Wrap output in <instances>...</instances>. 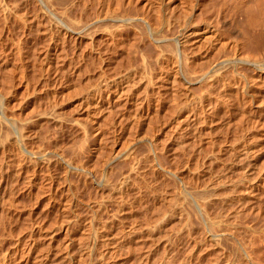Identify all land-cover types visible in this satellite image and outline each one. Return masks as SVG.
<instances>
[{
	"label": "bare ground",
	"instance_id": "obj_1",
	"mask_svg": "<svg viewBox=\"0 0 264 264\" xmlns=\"http://www.w3.org/2000/svg\"><path fill=\"white\" fill-rule=\"evenodd\" d=\"M32 3H35L38 8L34 13L27 10L28 6ZM1 17L5 22L14 20L27 29H35L40 33L48 35L52 53L56 57L61 52V45H64L65 41H70L74 49H77L78 45L84 42L89 47L87 51L88 54L95 53V55L99 57L101 65L103 66L101 71L104 73L109 63L108 60L106 61L105 57L99 56L101 55V49H99V47H103L105 53L112 54L114 57L121 56L126 62L127 71L116 77L103 79L102 84L98 85L99 87L97 86L92 93H88L89 97L86 98V102L92 99V104H94V106L90 104L96 108V110L97 108L99 110L102 106L105 107L110 105L116 107V105H112L114 102L124 107L134 102L138 103V108L136 107L137 109L135 108L134 113H131L133 115L132 118H149L150 114L152 117H154V114L156 118H158V120L155 118L158 122L161 118V116H159L160 111L161 109L163 110L162 103L169 102L170 108L165 106L169 109V114L166 113L170 116V119L167 115L165 116L169 121L173 120L174 123L172 122L171 124L175 126V129H172V131H174L170 141L169 137L172 131L169 129L166 131L165 129V132L167 133L170 131L167 133L170 136H168L166 140L169 141L167 146L172 149L173 153L176 152L174 146L180 147L181 152L189 147L188 149H192V151L196 149L198 152L202 153L205 152L206 148L209 149V145L216 147V150L209 151V149V153L207 152L208 154L205 152L204 157V159L206 156L210 159L212 158V163L215 162L216 168H214V170H217V175L214 174L216 176L215 180L206 182V179H204L201 174L202 177H200V175L199 177L202 178V180L204 179V182L202 181L203 184L201 183L202 185L199 186L197 191L194 190V185L192 186L193 190H188L189 188L187 189L185 186L174 190V187L176 189L177 186L173 187L171 185L173 191L170 196L166 194L168 192L165 193L162 191L165 197L168 196L164 201H166L165 209H169V211L166 212L162 206L158 207L159 204L157 206L154 203V206L160 208L159 210L157 209V214L162 215L155 219L152 224L149 223V225L144 228V231H150L153 235V232L160 229L162 224L165 226V222L174 217V219L180 220L179 222L183 223L181 224L184 228L181 229V231L177 229L180 232H177L176 235L181 233L182 230H185L186 227L187 234L184 235V233H182V236H187V240H185L192 244L191 247L193 246V252L195 251V253L199 251L198 249L202 247V245L221 250L222 247L225 246L224 243H227V245L229 244V247L231 246L230 248H232V254H230L232 255V260H235L237 263L235 261L232 262L236 264H240V260L243 262L242 264H260L261 262L259 263V261L256 262L255 260H264V0H0V18ZM95 47H97L99 51H96ZM147 69L152 70L149 76H147ZM6 73L7 72H5V74ZM6 82L4 84H6ZM8 83L10 84V80ZM76 84L78 85V83ZM77 85L74 86L77 88ZM146 87H150L153 91L150 90V93L146 92L143 99H140L136 91L141 88L145 90ZM76 88H70L72 91H68L67 88V91L63 93H79L80 89L77 88V90ZM1 92L2 91H0V93ZM70 93L69 96L71 95ZM78 93L77 95L75 94L74 97L78 96ZM77 104L79 105V102ZM1 105L0 103V123H4V121L7 123L8 121L6 122V120L9 119L5 118L4 114H2L3 109ZM107 109L108 107L106 111L110 113ZM163 114L161 115L164 116ZM57 117L58 116L55 118ZM161 119L164 118L162 117ZM58 120L59 118L56 121ZM133 120L132 123L136 121L133 122ZM165 120L167 119L165 118ZM9 121L10 123L12 122L11 120ZM47 121L51 120L48 119ZM61 121L63 122V119ZM159 122L161 123V121ZM12 124L14 125V123ZM18 124V122L17 124L15 123V125ZM162 125L165 126L166 124L164 125L163 123ZM167 125L169 126L168 123ZM171 126L169 127L171 128ZM3 127L0 128V132L3 131ZM8 127L6 126L7 129ZM16 127L17 126H15V128ZM6 131L4 128L3 132L6 133V137H9L11 134L10 132H13L10 129ZM20 131L23 132L20 128L16 138H18L17 140H21L22 138L23 141L25 135L23 136L24 133L22 134ZM214 131L216 132V135H214L217 137L212 140L211 135ZM7 133L10 134L8 135ZM137 134L138 132L135 133L133 137ZM187 136L189 137L186 139ZM1 137L0 140H3V137L2 139ZM162 140L160 138V141ZM154 141V144L150 142L151 145L147 143V146L149 147L150 145L152 147L155 156V151L158 149L156 145L161 142L156 144V138H154ZM2 142L0 141V143ZM9 142L10 141H8V143ZM23 142L20 143L23 144ZM8 145L10 148L15 144L13 145L12 143V146L11 144ZM3 146L4 145H2V147ZM6 147L8 148V146ZM14 147H12L13 150H17L18 147L20 148V146H16L17 148ZM26 148L24 146L23 150L27 156L23 158H26L33 168L44 167L47 169L54 164L55 166L58 165L57 167L62 166L68 168L70 171L72 168L78 169L74 166L75 162H73L70 157L66 159L63 158L65 156L62 157L56 152L47 155L40 150L33 152L27 148L29 150L27 151ZM182 148L184 149L182 150ZM79 149L80 148H78V150ZM76 151H73V153L75 152V154H77ZM108 153H110V151ZM160 153H162V151H160ZM167 153L169 154L168 151ZM115 154H117L116 151H114L112 155L105 154L106 156H103L104 168L110 166L114 161L117 163V160L118 162H123L121 159L123 156L121 155L122 157L120 156V158L117 156L119 154ZM124 154L125 153H123V155ZM171 155H167V157L170 159ZM172 156L175 157L176 153ZM73 157L74 156H72V159H75V157ZM127 157H129V155ZM157 157L159 156L157 155ZM160 158V160L163 159V157ZM176 158L177 157H175V159ZM204 159L201 164V161L199 162L201 166L204 163ZM130 160L132 161V159ZM158 160L159 158H157V161ZM123 163L125 164V162ZM157 163L154 164L155 166H153L152 163V166L161 171V165ZM195 164L196 162L194 165ZM199 164L194 166V169H197L200 166ZM119 165L116 167L117 170L123 167L122 165L119 168ZM206 165H208V163ZM209 165L211 168L214 166L211 165V163H209ZM30 166H28V168ZM83 167L81 165V168ZM184 167H186V165ZM200 168H208V166H202ZM211 168L208 170L210 171ZM164 169L162 171H164ZM166 169L165 174L167 176L174 180L179 179L174 172L167 167ZM21 170L23 169H20V171ZM133 170L134 169H131L132 172ZM75 171L76 170H74V172ZM79 171L81 170L79 169ZM82 171L80 173H83ZM104 171L106 172V169ZM72 172L73 171H71V173ZM128 172L129 170L127 173ZM132 172L125 174L126 176L123 175V180H119L120 186L118 190L120 194H123V191L129 183L134 181L133 179L135 177ZM34 173H36V171ZM96 174L87 170L84 175L87 176V179L96 180V176L99 177V175ZM136 174L138 173H135V175ZM205 174H207V172ZM207 175H205V177ZM211 175L212 174H210V176ZM107 177L109 178V173L108 176L104 174V178L108 179ZM132 177L134 178L132 179ZM33 178L32 176L28 179L30 181ZM53 180V176H49L48 183L52 185ZM107 181H104L105 184L108 183ZM173 181L167 180V182H171V184L176 183L178 180L176 182ZM156 182L158 181H155V183ZM92 183H94V181ZM86 184H88L87 181ZM83 185L86 187L85 184ZM167 186L168 183L166 187ZM104 188L107 187L104 185L102 190ZM162 194H160L159 199L164 197H161ZM152 195L154 196L152 198H155V195ZM103 207H105V201L100 202L96 208L97 210H101ZM181 218L183 219L182 221ZM195 229L200 230V232L197 231V233H200V237H194V233H196ZM139 230L136 232L138 235L140 233ZM91 232L93 233V231ZM129 232H131V230ZM133 235L131 234V236ZM152 235L150 234L151 240L156 237V235ZM135 237L136 236H134V238ZM126 239L128 240L129 238ZM123 244L122 241V246ZM207 246L205 247L207 248ZM225 248L223 247V249ZM220 250L216 251L220 252ZM210 252H212V250H210ZM68 253L70 254V252ZM214 253L216 254L215 251ZM188 255L189 254L186 256ZM146 256L148 257V255ZM146 256L144 260L139 259L140 261L138 260V263L151 264ZM193 257L196 258V256ZM171 258L172 257H170V259ZM191 258L184 261L180 260V262L178 261L177 263L172 261V259L164 261L165 263H161L160 260L159 263L190 264V261H192ZM209 261L211 262L212 259ZM213 261L215 262L214 259ZM55 262H57V260ZM48 263V260H43L40 264ZM67 264H69V262ZM95 264L112 263L99 259Z\"/></svg>",
	"mask_w": 264,
	"mask_h": 264
},
{
	"label": "rangeland",
	"instance_id": "obj_2",
	"mask_svg": "<svg viewBox=\"0 0 264 264\" xmlns=\"http://www.w3.org/2000/svg\"><path fill=\"white\" fill-rule=\"evenodd\" d=\"M27 10L34 13L38 8L35 3H32L28 6ZM0 43V91L3 92V94L2 92L0 93V103L2 104L1 108L3 109L2 114H4L5 118L12 121L10 123L9 120H6V122L8 121V124L5 123V121V124L1 122L2 124L0 123V125L2 126H0V128H2L4 124L3 131L4 128L5 131H8L9 129L13 131H9L11 134L7 133L8 135L10 134L9 137H6L7 135L2 129V132H0V137L1 135L3 137V140H0L1 142L3 141L0 143V264H25L26 262V264H40L43 260H48V264H50V262L51 264H67L68 262L69 264H95L99 259L106 260L112 264H141L138 262L144 260L146 255H148L146 258L147 260H150L151 264H158L160 260L161 263H165L164 261L171 259L177 263L178 261L180 262V260H189L191 257L192 261H190V264H192L194 260L195 264L237 263L235 260H232V255H230L232 254V248H230L231 246L229 247V244L227 245V243H224L226 248L223 246L225 249H223V247L222 249L225 251L221 249L222 252L220 249H215L207 245H202V247L198 249L200 252L196 251V253L199 252L198 254H196L195 251L193 252L194 249L193 246L191 247L192 244L186 241L187 236H182V233H184V235L187 234L186 227L185 230H182L181 233L176 235L177 232H180L181 229L184 228L182 225L183 223L179 222L180 220L174 219V217L170 219L171 221L168 219L169 221L165 222V226L162 224V227L157 229V232L154 231L153 235L150 231H144V228L149 225V223L152 224L155 219L162 215L157 214V211L160 209L157 208L158 204V207L162 206L166 212L169 211V209H165L166 201L164 200H166L168 196L166 195L167 197H165L164 192H168L166 194L170 196L173 191L172 186H177L176 189L174 187V190L185 186V188H189L188 190H193L194 188V190L197 191L199 186L203 184L204 179H206V182L215 180L216 176L214 174L217 175V170H214V168H216L215 162L212 163V158L210 159L206 156L204 159V157L205 152L209 153L211 150H216V147L209 145L208 148L210 150L206 148L207 151L205 150L203 154L196 149L192 151V149H188L189 147L185 148L186 150L182 148V150H184L181 152L180 147L178 148L177 146H174L176 149V152L174 151L176 153L175 157H177L175 159V157L172 156L175 155V153H173L172 149L167 146L172 139L174 131H172V129H175L174 124H171L172 122L174 123V121L168 120V118L170 119V116L168 115L169 109L166 108V106L170 108L169 102L162 103L163 110L161 109V111L163 112L160 111L159 116L164 119H161L158 116L160 118L159 121H161L162 124L164 123V125L166 124V128L159 121L160 124L157 122L158 118H156L154 114V117L150 114V117L148 116L149 118H132L135 108H138V103L132 102L124 107L114 102L112 105H116V107L109 105V108V106H105L106 108L108 107L107 110L110 112L108 113L104 106L99 108V110L98 108L96 110V108L93 107L94 104H92V99H89L86 102V98L89 97V94L92 93L98 85L102 84L103 79L113 78L127 71L128 68L126 62L121 56L114 57L112 54L105 53L103 47H99V49H101V55L99 56L105 57L106 61L108 60L109 63V66L105 69L106 71L104 73L101 71L103 66L101 65L99 57H97L95 53L88 54L87 51L89 47L84 42L79 44L77 49H74L70 41H65V44L61 45V52L56 57L52 53L48 35L40 33L35 29H27L14 20L5 22L2 17L0 18ZM95 48L96 51H99L97 47ZM5 72L7 73L5 74ZM151 72L152 70L147 69V76H149ZM8 79L10 80V84L8 83ZM5 82L6 84H4ZM75 82L78 83V85ZM74 85H77V88L80 89L79 93L76 91L79 95L82 93L80 97L78 95L75 96V98L74 95H77V93L73 94L72 92H69L71 94L70 96L67 92L68 96L67 94H64L65 91H67V88L68 91L74 87L76 88ZM150 90L153 91L150 87H146L145 90L141 88L138 91H134L138 93L140 99H143L146 92H151ZM3 97L5 101L3 100ZM78 102L79 105L77 104ZM164 112H167L168 114H165ZM161 114L164 116L167 115L168 118ZM54 116L58 117L55 118ZM58 118L59 120L56 121ZM61 118L63 119V122L61 121ZM165 118L169 122L165 120ZM48 119L51 121H47ZM132 120L133 122L136 121L132 123ZM166 121L169 126H173L170 128ZM17 122L19 124L15 125ZM12 123H14V125ZM5 125L7 127L9 125L8 129ZM15 126H17L16 128L19 130L20 128L23 130V132H20L22 134L24 133L23 136L25 135L23 138L24 142L22 141V138L21 140H17L18 138H16V135L19 130L16 129ZM165 129L166 131L167 129L172 131L171 133L168 130L171 136L167 134L169 132H165ZM137 132L138 134L133 137ZM214 134L216 135L215 131L212 132V140L217 137ZM158 136L163 140L160 141ZM168 136H170V139L168 138L169 141L166 140ZM188 137L189 136H187L186 139ZM154 138L157 139L156 144L161 142L156 145L158 146V149L155 151V156L152 147L150 146V142L154 144ZM8 141L10 142L8 143ZM20 142H23L24 145ZM12 143L13 145L20 144L16 145L17 147L20 146V148H17L14 145L17 150H13L12 147L14 146H12ZM147 143L150 144L149 147L147 146ZM8 144H11L12 147L10 148L12 150L9 148ZM2 145L4 146L2 147ZM6 146H8V148ZM22 146H25V148L27 147L33 152L40 150L47 155L56 152L62 157L65 156L63 158L69 159L70 157V159L75 162L74 166L78 169L72 168L71 171L73 172L71 173L70 169L62 166L57 167L58 165L55 166L54 164L51 165L52 168L48 167L47 169L44 167L33 168L30 166L28 160L23 158L24 156L26 157L27 154ZM78 148L81 150H78ZM161 148H165L164 152ZM28 149L27 151H29ZM73 151H76L77 154H75V152L73 153ZM109 151L110 153H108ZM114 151L119 154L115 155L119 157L121 155L123 156L120 158L127 166L122 161L118 162L117 160V163L114 161V164L112 163L113 165L111 164L107 168L103 167V158L107 154H114ZM160 151H162V153H160ZM127 152L131 153L129 154ZM123 153L125 154L123 155ZM128 155L129 157H127ZM157 155L159 157H157ZM167 155H171L170 159L172 160H170ZM72 156H74L75 159H72ZM160 157H163V159L160 160ZM157 158H159V162L157 161ZM130 159H132V161ZM203 159L204 165L202 164V166H208V168H200L202 167L200 164ZM186 160L189 162L187 163ZM194 161L196 162L195 165ZM152 163L153 166H155L154 164L156 163L160 164L162 170L165 168L164 171L155 169L156 167H153ZM207 163L208 165H206ZM209 163L215 167L212 166V169ZM80 164L85 168H81ZM117 164L119 165V168L122 165L123 167L120 169L118 168L119 170H117ZM184 164L186 167H184ZM197 164L200 165L198 167L199 170L198 168L194 169V166ZM28 166L30 167L28 168ZM130 167L136 172L134 170L132 172ZM166 167L178 176V181L165 174L167 170ZM209 168L212 169V171L210 169L211 172L208 170ZM20 169L23 170L20 171ZM79 169L81 171L83 170V173L85 170L84 174H86L87 170L93 172V174L97 173L96 175H99V177L95 175L97 178H95L96 180L87 179V176L80 173L81 171H79ZM105 169L106 172L108 170L107 173L104 171ZM74 170L76 171L74 172ZM126 170L132 172L134 174L132 175L135 178L132 177V179L134 178V181L131 180L133 182L129 183L123 191V194H120L118 190V187L120 186L119 180H123L124 176H126L125 174L129 173H127ZM35 171L36 173H34ZM63 171H65L66 174ZM206 172L208 175L205 174ZM108 173L109 178L107 177L108 179H105L106 177L104 178V174L105 176H108ZM135 173L138 174L135 175ZM201 174L203 175V180L200 178L202 177ZM210 174L212 175L210 176ZM205 175L210 179L207 176L205 177ZM32 176L34 178L29 181ZM49 176H53L54 178L52 185L48 183ZM84 180H86L88 184H86V181ZM167 180H174L173 182H177L171 184V182H167ZM88 181H94V183ZM104 181H107L109 184H105ZM155 181H158L156 182L157 185ZM102 183L107 188L102 190V187H104ZM167 183L168 186L166 187ZM83 184H85L86 187ZM162 185L165 187L163 188ZM159 193H163L161 195V197L164 196L162 197L163 201L162 198L159 199ZM152 194L155 195V198H152L154 197ZM103 201H105V207L101 210H97L96 207ZM154 203L157 206H154ZM182 220L183 219L181 218V221ZM63 227H66L65 230ZM175 229H179L180 231H176ZM130 230L131 232H129ZM138 230L140 232L139 235L141 234L140 238L136 233ZM91 231H93V233ZM197 231L200 232V230L197 229L195 231L196 233H194V237H200V233H197ZM130 233L135 235L131 236ZM150 234L152 236L156 235L159 239L154 237L153 240H151ZM134 236L137 238H134ZM126 238L129 239L127 240ZM122 241L124 243L123 246ZM205 246H207V248ZM208 249L212 250L213 254ZM216 250H220L221 253ZM68 252H70V254ZM187 254L191 256H186ZM193 256H196V258ZM170 257L172 258L170 259ZM52 259L55 261L57 260V262ZM211 259L212 261L210 262L209 260ZM196 260L201 263H198ZM232 261H235L236 263ZM255 261H259V263L264 262V260ZM242 263L243 262L240 260V264Z\"/></svg>",
	"mask_w": 264,
	"mask_h": 264
}]
</instances>
